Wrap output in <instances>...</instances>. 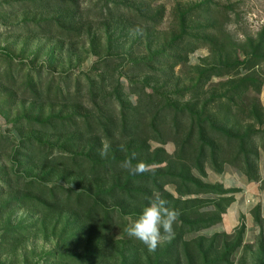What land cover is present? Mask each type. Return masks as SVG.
Returning <instances> with one entry per match:
<instances>
[{
  "label": "rangeland",
  "instance_id": "374dc122",
  "mask_svg": "<svg viewBox=\"0 0 264 264\" xmlns=\"http://www.w3.org/2000/svg\"><path fill=\"white\" fill-rule=\"evenodd\" d=\"M0 117V264H264V206L233 227L215 180L264 192V0H0Z\"/></svg>",
  "mask_w": 264,
  "mask_h": 264
},
{
  "label": "clouds",
  "instance_id": "9594fccd",
  "mask_svg": "<svg viewBox=\"0 0 264 264\" xmlns=\"http://www.w3.org/2000/svg\"><path fill=\"white\" fill-rule=\"evenodd\" d=\"M121 83L127 90V80L121 77ZM128 100L133 106H136L138 102L135 94L128 95ZM0 127H7L2 117H0ZM101 155L104 153L101 152ZM123 166L133 174L142 173L145 170L143 163H138L133 167L131 160H126ZM178 216L179 210L170 208L162 195L154 193L148 205L127 227L128 235L139 240L149 251H155L160 245L173 238V226Z\"/></svg>",
  "mask_w": 264,
  "mask_h": 264
},
{
  "label": "crops",
  "instance_id": "0c3cea01",
  "mask_svg": "<svg viewBox=\"0 0 264 264\" xmlns=\"http://www.w3.org/2000/svg\"><path fill=\"white\" fill-rule=\"evenodd\" d=\"M215 180L235 189L234 197L227 207L230 224L236 227L244 220V224L250 226L254 220L252 208L258 203L264 206V192L254 190V186L247 181L244 174L224 173Z\"/></svg>",
  "mask_w": 264,
  "mask_h": 264
},
{
  "label": "trees",
  "instance_id": "16d2710c",
  "mask_svg": "<svg viewBox=\"0 0 264 264\" xmlns=\"http://www.w3.org/2000/svg\"><path fill=\"white\" fill-rule=\"evenodd\" d=\"M118 87V89H119V91H120V94L122 95V96H126V91H125V89H124V84H122V83H120V85H118L117 86ZM139 106H140V104L139 105H137V108H134V107H132V110L133 111H137L138 110V108H139ZM207 121H209V120H207ZM138 139V141H142L143 140V136L142 137H139V138H137ZM152 138L150 137V136H147L146 137V139L144 140V142H143V147L142 146H138V150H136V151H140L141 149L144 151V150H147V151H150L149 149H151V146L149 145V142H150V140H151ZM202 141V143H203V139L201 140ZM132 145H134V144H132ZM159 150V149H158ZM162 150V149H161ZM132 151H134V150H131V152ZM205 151L204 150H202V153L200 152L199 153V155H198V163H196L197 164V167H198V170H199V172H201V173H203L204 171H205V169H206V162H207V160H208V156L207 155H205ZM209 155V154H208ZM210 158L213 160V161H215L216 162V158H217V152H216V148L215 147H213L212 145H211V154H210ZM169 168H172V166H169ZM116 189L117 188H114L113 189V191H111V193H115V191H116ZM117 192V191H116ZM243 230L242 231H240V233H241V235L242 236H244V233H245V228H242Z\"/></svg>",
  "mask_w": 264,
  "mask_h": 264
}]
</instances>
